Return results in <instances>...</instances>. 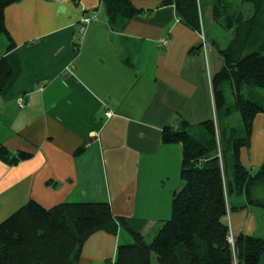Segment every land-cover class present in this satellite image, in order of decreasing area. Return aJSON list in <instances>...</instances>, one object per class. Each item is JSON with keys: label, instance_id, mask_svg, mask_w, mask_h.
Masks as SVG:
<instances>
[{"label": "crops", "instance_id": "obj_1", "mask_svg": "<svg viewBox=\"0 0 264 264\" xmlns=\"http://www.w3.org/2000/svg\"><path fill=\"white\" fill-rule=\"evenodd\" d=\"M131 1L144 13L116 25L102 0H22L6 9L16 46L6 53L5 38L0 49L13 69L0 94V144L32 157L13 166L0 160V223L30 200L46 208L108 202L147 238L172 215L184 184L183 147L165 143L163 130L181 119L196 127L215 116L210 76L224 59L211 44L209 75L200 34L174 4ZM208 7L213 24L212 0ZM95 9L99 19L76 48L81 20ZM237 205L244 208L229 215L232 233L255 235L254 205ZM132 241L123 227L98 230L78 264H112L118 246Z\"/></svg>", "mask_w": 264, "mask_h": 264}, {"label": "trees", "instance_id": "obj_2", "mask_svg": "<svg viewBox=\"0 0 264 264\" xmlns=\"http://www.w3.org/2000/svg\"><path fill=\"white\" fill-rule=\"evenodd\" d=\"M20 1L0 0V37L8 40L6 53L16 46L6 24V9ZM203 1L168 0L163 5L174 4L182 22L200 34L205 24ZM245 1L253 4V14L248 18L241 12H231L227 0H212L213 23L233 33L226 48L216 41L211 43L224 59L222 69L211 80L215 118L196 127L181 119L177 126L164 128L163 141L183 147L184 184L175 191L171 218L155 233L153 241L148 243L134 222L116 217L108 202H65L46 208L30 200L0 223V264H78L93 233L101 229L116 232L118 227L127 229L133 241L118 246L112 264H153L154 256L158 264H260L264 236L240 233L234 235V245L229 242V215L244 208L231 204L230 196L246 194L249 204L264 210V199L254 196L257 187L264 185V162L256 169L243 162V151L251 145L255 119L264 113V95L254 88L264 89V0ZM102 3L113 25L144 13L131 0ZM75 45L79 47V43ZM12 75L6 55L1 56L0 94ZM226 82L232 86L245 126L242 136L220 122L221 113H231L226 107ZM215 121L219 122L218 131ZM197 127L203 132L194 134ZM84 150L85 146L77 153ZM31 157V153L14 152L0 144V160L11 166Z\"/></svg>", "mask_w": 264, "mask_h": 264}, {"label": "rangeland", "instance_id": "obj_3", "mask_svg": "<svg viewBox=\"0 0 264 264\" xmlns=\"http://www.w3.org/2000/svg\"><path fill=\"white\" fill-rule=\"evenodd\" d=\"M227 2L231 5V12L233 13H243L245 18H248L253 14V4L251 2L245 1V0H227ZM208 1L204 0L203 1V15H204V31L206 35V39L209 43V50L211 49V41L215 40L221 48H226L228 43L233 37L232 30L228 28H224L223 26L213 23H209V18H208ZM5 39V36L0 37V49H3L2 41ZM224 91H225V96L227 100V108L231 110V113L224 116V112L221 113L220 115V122L225 127L229 128H235L238 132L239 135L242 136L243 133L245 135V126L242 120V117L239 113V111L236 108V101L233 95V90L230 82H226L223 85ZM256 90L260 91L262 95H264V89L259 88V87H254ZM247 89L245 88V93ZM215 118V116H214ZM216 123V128L218 131V125L219 122L215 121ZM203 128L197 127V129L194 131V134L196 132H203ZM218 145L220 146L219 141L217 140ZM220 152V151H219ZM220 158H221V152H220ZM243 162L246 164L248 167L252 168H259L262 163L264 162V113H259L258 116L255 119L254 122V130L251 138V145L249 148L244 149L243 151ZM231 172V170H229ZM254 196L256 198H262L264 199V185L262 187H257L256 192L254 193ZM241 200L247 201V196L246 194L244 195H238L234 194L230 196V203L231 204H237ZM253 213L256 215L258 218L259 222V231L255 234L257 237H262L264 236V210L263 208L259 206H252ZM171 218V214L169 219ZM155 233H152L146 238V241L148 243H151L154 239ZM231 243V241L229 240ZM232 244V243H231ZM235 244V241H234ZM233 245V244H232ZM153 264H158L157 258L154 256L153 258Z\"/></svg>", "mask_w": 264, "mask_h": 264}, {"label": "built area", "instance_id": "obj_4", "mask_svg": "<svg viewBox=\"0 0 264 264\" xmlns=\"http://www.w3.org/2000/svg\"><path fill=\"white\" fill-rule=\"evenodd\" d=\"M54 1H64V0H54ZM99 19V11L97 9L95 10H88L86 11V14L85 16L83 17V19L81 20V23L78 27V33L76 35V39L75 41L77 43L80 44L81 42V39H82V36L86 33L87 31V28L89 27V25H91L92 23L94 22H97ZM200 38H201V42H202V49H203V52L208 60L209 58V43L206 39V35H205V31L204 29L202 28V32L200 33ZM162 44L161 45H164V46H167L169 44V41L168 39L164 40L161 42ZM207 68H208V73L209 75L211 74L210 73V65H209V60L207 61ZM211 80H212V76H210V85H211ZM27 105V102H26V99L25 97H22L19 101V106L21 108H24L25 106ZM106 115L108 117H111L113 116V111L108 109L106 111ZM229 240L231 241V243L234 245V241H235V236L234 234L231 232L230 236H229Z\"/></svg>", "mask_w": 264, "mask_h": 264}]
</instances>
